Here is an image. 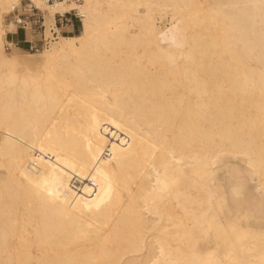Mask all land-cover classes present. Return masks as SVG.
<instances>
[{"label": "bare ground", "instance_id": "6f19581e", "mask_svg": "<svg viewBox=\"0 0 264 264\" xmlns=\"http://www.w3.org/2000/svg\"><path fill=\"white\" fill-rule=\"evenodd\" d=\"M21 1L0 0V264H264V0ZM19 8L82 17L46 79L7 54Z\"/></svg>", "mask_w": 264, "mask_h": 264}, {"label": "rangeland", "instance_id": "374dc122", "mask_svg": "<svg viewBox=\"0 0 264 264\" xmlns=\"http://www.w3.org/2000/svg\"><path fill=\"white\" fill-rule=\"evenodd\" d=\"M22 2L31 3L28 0H22L20 3ZM26 3L24 5H26ZM71 8L69 7V10H71ZM8 13L9 12H6L4 14V31H5L4 46L7 50V54L8 53L11 54V52H15L20 56V58L26 59L30 57L31 59L28 62H25L24 69L27 72H29L32 76H34L35 79L37 80H43L44 78L46 79L45 74L47 73V71L42 68V64L44 61V58L42 56L43 51L51 50L55 46H58L63 39L69 40L71 37L78 36L82 29V22H81L82 17L77 11H72L71 13L66 15V18L57 17V23H56V18H55L56 15L54 16L53 21H50L48 12L42 8L41 11L35 8L33 9L19 8L16 10L15 14L7 15ZM33 13L38 14V17L36 18H38L39 26H40L36 29L35 32L34 30H31L30 24L28 25L27 29H24L22 25L17 24V26H15L12 23L11 18L16 16L22 19L23 21L25 20L27 22L29 21L33 22V20L35 19V17H32ZM44 17H45V22H44ZM168 19L170 20V17H168ZM43 22L45 28L43 27ZM157 25L163 29L165 26H169V23H165L161 21V19H159ZM16 28H17V32L15 34H12L14 31H16ZM44 30H45V38H46L45 44L42 42ZM53 32L56 33L53 34ZM17 34L18 35L20 34L19 36H21V38L27 36V39L29 41L30 40L34 41L33 42L34 46L36 43L35 41L41 40V42L36 48L30 49V48H26L23 45L20 46L22 47L20 48L19 46H14L12 43H10V40H12V36L14 35L17 37ZM76 45L79 47L78 43H76ZM225 175L227 181L232 179L230 173H226ZM228 206H231L230 202H228ZM229 214H232V211H229ZM243 224L250 225L251 226L250 230L253 228L254 232L258 231L259 227L263 225V223L259 219L244 220ZM260 246H262L261 243Z\"/></svg>", "mask_w": 264, "mask_h": 264}, {"label": "crops", "instance_id": "0c3cea01", "mask_svg": "<svg viewBox=\"0 0 264 264\" xmlns=\"http://www.w3.org/2000/svg\"><path fill=\"white\" fill-rule=\"evenodd\" d=\"M19 35L17 34V37L13 35L12 40H10L11 42L15 43L19 47L23 45L26 48L32 49V48H36L39 45V43L41 42V40L35 41L36 43L34 46L33 42H31L27 39V36H24L21 38V36H19ZM20 48H22V47H20Z\"/></svg>", "mask_w": 264, "mask_h": 264}, {"label": "built area", "instance_id": "2783aa9c", "mask_svg": "<svg viewBox=\"0 0 264 264\" xmlns=\"http://www.w3.org/2000/svg\"><path fill=\"white\" fill-rule=\"evenodd\" d=\"M55 1H60V0H47L48 3H53V2H55ZM32 17H35V19L33 20V22H32V21L27 22V21H25V20L23 21L22 19H20V22L17 23V24H18V25H22V27H23L24 29H27V28H28V25L30 24V25H31V26H30L31 30H34V32H35L36 29H37L38 27H40V26H39L38 18H36V17H38V14L33 13ZM61 18H66V15L63 16V17H61ZM61 20H62V19H61ZM32 23H33V24H32ZM42 42L45 44V41H44V40H43Z\"/></svg>", "mask_w": 264, "mask_h": 264}]
</instances>
